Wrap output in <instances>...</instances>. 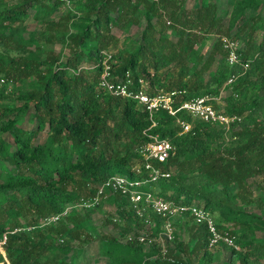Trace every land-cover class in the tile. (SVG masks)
<instances>
[{
  "label": "trees",
  "instance_id": "trees-1",
  "mask_svg": "<svg viewBox=\"0 0 264 264\" xmlns=\"http://www.w3.org/2000/svg\"><path fill=\"white\" fill-rule=\"evenodd\" d=\"M217 1L0 0V263L75 264L95 244L102 264H211L223 250L220 264H264V16L256 12L264 0H225V9ZM111 28L128 33L114 51ZM221 36L241 39L236 64L226 62ZM103 52L111 74L127 73L133 88L140 78L149 94L179 91L174 107L227 91L222 109L236 119L224 128L178 110L186 132L165 111L149 119L142 105L97 86ZM154 134L173 146L160 168L176 172L138 189L174 203L201 200L236 248L208 249L204 225L187 214L171 218L160 242L162 218L146 207L136 214L120 192L90 208L74 205L111 175L145 179L142 167L135 171L137 150ZM151 184L160 190L153 194ZM105 203L113 210L100 226H114L115 235L89 220Z\"/></svg>",
  "mask_w": 264,
  "mask_h": 264
},
{
  "label": "built area",
  "instance_id": "built-area-1",
  "mask_svg": "<svg viewBox=\"0 0 264 264\" xmlns=\"http://www.w3.org/2000/svg\"><path fill=\"white\" fill-rule=\"evenodd\" d=\"M219 40L222 48L226 52V62L229 65L236 64L238 62L237 41L225 36H221ZM109 58L110 54L103 52L97 86L110 95L129 98L134 100L137 104L142 105L147 111L149 119H152L155 112L160 110L165 111L168 115L175 116V123L180 126L181 132H186L190 124L175 115L178 110L184 111L194 119L210 124H219L224 128H228L234 119H236L233 115L230 116L225 114L222 106H218V108L214 107L212 101L215 100L218 102V99L208 95H200L183 100L178 106L174 107L175 98L179 93L177 90H159L153 94H149L146 91V82L140 78L136 80L138 86L133 88L134 82L127 73H125L122 78H117L115 75L111 74L110 66L107 63ZM246 66V62L242 63L243 68ZM232 79L233 76L231 75L227 78L226 83H230ZM4 83L5 79L0 76V88ZM153 124L152 122V125ZM137 151L140 155L141 162L138 166H135V171L139 172L140 167H142L146 171L147 177L145 179L129 180L121 175H111L96 186L95 192L91 196L80 198L74 205L90 208L108 195L120 192L127 197L136 214L140 215L142 210L146 207L152 213L162 218V232L158 236L160 242L163 240L162 237H170L171 218L187 214L193 222L204 225L207 231L208 249H214L220 244L236 248L228 229H218L209 212L198 204L194 202L189 204L174 203L171 200L155 197L147 191L138 189V187L145 182H156L159 179L169 176L170 168L161 169L159 166L161 163H164L173 152V146L168 139L159 138L156 134L151 135L148 141L138 147ZM68 208L69 207L64 208L60 214L64 213ZM60 214L50 215L45 220L54 221ZM144 222H146L148 226L151 225L150 221L147 219H144ZM138 239H142L140 234L138 235ZM3 241L4 236L0 243ZM147 241L149 242L150 240ZM161 249L163 252L164 247H161Z\"/></svg>",
  "mask_w": 264,
  "mask_h": 264
},
{
  "label": "rangeland",
  "instance_id": "rangeland-1",
  "mask_svg": "<svg viewBox=\"0 0 264 264\" xmlns=\"http://www.w3.org/2000/svg\"><path fill=\"white\" fill-rule=\"evenodd\" d=\"M198 4V0H185V6L187 8H190L192 6H195ZM217 5L220 9H225L228 8L225 0H218L217 1ZM249 13L251 11H248ZM256 12L259 13L261 16H264V6L260 5L257 9ZM226 23V17L223 19V24ZM26 27L29 29H33L36 28V24L32 23V22H26ZM138 29L136 27H131L128 31V33H133V34H137ZM111 32L114 35V37L117 39V41L115 42V44L111 45L109 48L110 50L114 51L115 48L117 46H119L121 44V41L123 40L124 36L127 35L128 33H124L116 28H111ZM260 36L259 31H255L254 33V39L258 40ZM227 37V36H226ZM233 39V38H232ZM237 41V45L241 46L242 45V41L240 38L237 39H233ZM55 50L58 49V45L55 44L54 45ZM228 92L221 90L220 91V96H225ZM221 97V98H222ZM218 99L217 105L218 106H222V100ZM32 126L34 125V123H31ZM29 123L27 122H23L22 126L23 127H30ZM45 134L44 131H40L37 135V141L41 142L44 138ZM170 170L175 173L176 169L175 167H170ZM254 183H258V185L262 184V180H261V176H257L255 178H253ZM150 188L153 190V194L157 193L160 188L157 187L155 184H151ZM252 189L254 190V195H257L258 193H261V190L257 187H255V185L252 186ZM170 192V191H169ZM192 202L197 203V204H202L201 200L196 199V198H192ZM249 210L251 211H256L257 210L252 206H248ZM113 210L112 206L105 203L100 209L98 210H93L90 215H89V220L90 222L95 226V228L97 230L103 231V232H108L111 233L113 235H115L116 233V229L114 226L108 225L106 226L104 229L101 228L100 226V222L101 220L106 217L107 214L111 213V211ZM151 224V223H150ZM180 238L183 240H186V234L185 233H180ZM228 255V251L227 250H223L222 254L219 255L218 260H216L215 262L211 263V264H220V261L225 259L226 256ZM105 262V259L101 256H97L96 251H95V244L90 245V247H87L86 251L82 254L79 255L78 258H76L75 260V264H102ZM2 264V263H0Z\"/></svg>",
  "mask_w": 264,
  "mask_h": 264
}]
</instances>
